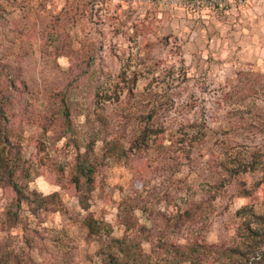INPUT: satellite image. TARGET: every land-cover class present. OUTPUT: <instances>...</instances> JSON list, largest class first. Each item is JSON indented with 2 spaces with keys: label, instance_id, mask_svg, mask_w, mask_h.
Wrapping results in <instances>:
<instances>
[{
  "label": "rangeland",
  "instance_id": "rangeland-1",
  "mask_svg": "<svg viewBox=\"0 0 264 264\" xmlns=\"http://www.w3.org/2000/svg\"><path fill=\"white\" fill-rule=\"evenodd\" d=\"M160 1L0 0V264H264V0Z\"/></svg>",
  "mask_w": 264,
  "mask_h": 264
},
{
  "label": "trees",
  "instance_id": "trees-1",
  "mask_svg": "<svg viewBox=\"0 0 264 264\" xmlns=\"http://www.w3.org/2000/svg\"><path fill=\"white\" fill-rule=\"evenodd\" d=\"M1 149L4 150L3 148ZM2 154L3 151H0V162L5 160L3 159ZM95 164L92 165L91 163H86L83 161L77 162V168L79 174H77L75 178V184L78 189H80L83 185V183L80 185L81 179L83 180L84 183L87 184L92 181V176L95 173V170H97L96 165L99 166V164L96 165ZM259 165L260 162L258 161L256 156L255 157L252 156L249 162L247 163V165L245 166V168L243 169V171L253 172L259 170L260 167ZM10 183L12 182L10 181ZM12 187L16 191V193H20L16 184H13ZM241 211L244 212L243 217H245L242 220L241 229L244 231V234L247 238L249 237L252 238L250 243H248L247 249L244 252H242L243 256L245 257L246 261H248L250 258H252L254 261L256 259L260 260L262 257V253H261V257L258 253L260 252L261 246L264 245V233H262L259 229L252 227V224L256 223L257 217L255 216V213L252 210H250V208H243L241 209Z\"/></svg>",
  "mask_w": 264,
  "mask_h": 264
},
{
  "label": "built area",
  "instance_id": "built-area-1",
  "mask_svg": "<svg viewBox=\"0 0 264 264\" xmlns=\"http://www.w3.org/2000/svg\"><path fill=\"white\" fill-rule=\"evenodd\" d=\"M168 8L183 9L186 11H192L196 7L202 5V0H161Z\"/></svg>",
  "mask_w": 264,
  "mask_h": 264
},
{
  "label": "crops",
  "instance_id": "crops-1",
  "mask_svg": "<svg viewBox=\"0 0 264 264\" xmlns=\"http://www.w3.org/2000/svg\"><path fill=\"white\" fill-rule=\"evenodd\" d=\"M188 12L189 11H186V10H183V9L182 10H177V8H174L173 10H171V14L175 15L176 17L187 15ZM176 17H173V23L175 24L177 21H180L181 24H182V28H185V26H187L189 28L194 27V33L196 31L198 32V30L201 28V25H199V24H197L195 22H192L190 19H187V20L186 19L185 20L181 19L180 20V18H179V20H178V19H176ZM193 23H195V24H193Z\"/></svg>",
  "mask_w": 264,
  "mask_h": 264
}]
</instances>
